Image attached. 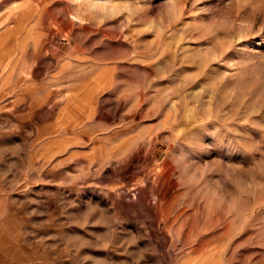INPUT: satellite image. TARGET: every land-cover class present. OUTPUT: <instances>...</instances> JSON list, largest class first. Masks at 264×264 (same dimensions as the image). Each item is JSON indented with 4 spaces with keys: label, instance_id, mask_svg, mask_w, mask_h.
<instances>
[{
    "label": "rangeland",
    "instance_id": "374dc122",
    "mask_svg": "<svg viewBox=\"0 0 264 264\" xmlns=\"http://www.w3.org/2000/svg\"><path fill=\"white\" fill-rule=\"evenodd\" d=\"M0 264H264V0H0Z\"/></svg>",
    "mask_w": 264,
    "mask_h": 264
}]
</instances>
